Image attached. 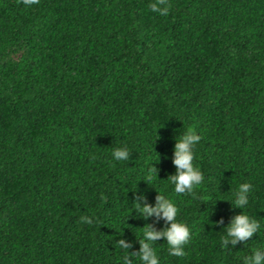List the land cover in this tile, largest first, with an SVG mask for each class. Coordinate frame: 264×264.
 I'll return each mask as SVG.
<instances>
[{
	"label": "trees",
	"instance_id": "16d2710c",
	"mask_svg": "<svg viewBox=\"0 0 264 264\" xmlns=\"http://www.w3.org/2000/svg\"><path fill=\"white\" fill-rule=\"evenodd\" d=\"M155 2L0 0V264H123L119 239L135 254L141 227H166L135 211L157 194L190 229L183 256L156 241L160 264L264 250V0H165L167 15ZM188 130L204 180L177 194L167 178ZM241 183L261 227L224 248Z\"/></svg>",
	"mask_w": 264,
	"mask_h": 264
},
{
	"label": "clouds",
	"instance_id": "9594fccd",
	"mask_svg": "<svg viewBox=\"0 0 264 264\" xmlns=\"http://www.w3.org/2000/svg\"><path fill=\"white\" fill-rule=\"evenodd\" d=\"M39 0H23L25 6L37 4ZM165 0H156L149 5L152 12L160 15H167V8L161 7ZM201 137L192 130L179 134L175 138L173 147L172 163L175 166L174 174L168 176L169 182L174 186L177 194H192L204 180L203 173L194 165V149ZM115 161H128L130 158L129 150L126 147L116 148L112 152ZM154 175L157 178V169L153 167ZM252 190L250 183H241L234 192V200L230 203L241 210L235 215L228 225L224 227L225 235L222 237V247L228 245L235 247L237 243L250 240L254 234H258L261 227L260 223L243 213V209L249 204V193ZM135 211L138 215L147 220L149 217L156 216L166 222V227L155 230L151 225L145 224L142 229L141 239L138 240L139 250L135 254H130L128 249L131 247L129 242L123 238L118 240L121 249L126 250L127 256L124 257L123 264H133L130 257L136 256L139 264H160L154 244L163 239L168 247L170 255L183 256L184 246L190 239V229L187 224L177 220L178 209L176 205L163 195L155 198L154 205L145 202L142 206L139 202H134ZM83 222L93 224L94 218L83 217ZM243 264H264V250L256 249L251 255L244 258Z\"/></svg>",
	"mask_w": 264,
	"mask_h": 264
}]
</instances>
